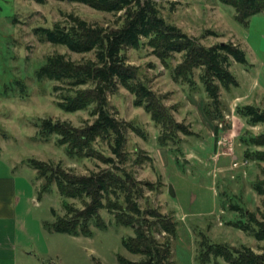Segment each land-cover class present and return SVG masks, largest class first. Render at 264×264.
Here are the masks:
<instances>
[{
  "label": "rangeland",
  "instance_id": "rangeland-1",
  "mask_svg": "<svg viewBox=\"0 0 264 264\" xmlns=\"http://www.w3.org/2000/svg\"><path fill=\"white\" fill-rule=\"evenodd\" d=\"M71 14L92 24L109 25L117 20L112 14L68 1L45 0L40 4L36 0H0V180L13 178L19 191H32L29 221L37 230L36 247L48 249V264H121L120 257L138 262L142 258L130 253L123 243L134 236V230L117 225L108 210L101 213L108 228L101 230L94 224L92 237L55 233L46 227L48 222H55L53 211L59 217L67 214L65 201L80 209L83 204L65 200L55 186L52 192L42 194L45 181L31 168L29 160L60 165L80 176L108 168L98 157L69 154L66 147L59 146L57 137L44 140L39 132L47 119L79 128L95 120L90 111L68 114L61 110L57 103L65 92H54L56 83L40 81L37 76L47 58L55 54L75 62L94 58L93 54L81 55L42 42L36 35L35 30L41 27L67 26ZM162 14L190 36L207 35L202 39L206 46L234 43L242 47L248 63L233 62L231 72L240 86L223 91L221 104L216 106L205 93L200 70L193 76L194 84L175 80L174 69L181 63V56L165 66L148 46L129 52V61L138 67L142 80L165 98L175 120L188 129L187 133L179 131L177 137L171 139L169 135L163 140L165 128L156 124L143 107L135 105L133 94L121 89L110 95L117 117L139 129L128 132L127 168L138 181L150 185L145 187L141 206L157 209L178 223L173 240L176 264H204L199 252L203 236L210 244L248 247L263 254L264 241L238 226L241 221L249 223V218H243V212L233 207L263 219L264 197L254 186L264 181V163L246 159L247 150H252L246 144L251 135L264 133V125H249L238 109L245 105L264 109V14L252 17L246 25L236 20L232 7L217 0H182L175 8L164 3ZM96 149L111 156L104 142L97 143ZM217 263L226 264L221 258L207 264Z\"/></svg>",
  "mask_w": 264,
  "mask_h": 264
},
{
  "label": "trees",
  "instance_id": "trees-1",
  "mask_svg": "<svg viewBox=\"0 0 264 264\" xmlns=\"http://www.w3.org/2000/svg\"><path fill=\"white\" fill-rule=\"evenodd\" d=\"M36 1L45 4V0ZM61 1L86 5L97 12L112 14L117 20L109 25L92 24L71 14L67 26L56 24L53 28L35 30L42 42L65 47L73 53L94 55V58L75 62L66 55L55 54L47 58L37 73L40 81L56 83L54 92H65L57 103L61 110L68 114L90 111L94 122L79 128L69 122L47 119L41 123L39 132L44 140L57 137L59 146L66 147L69 154L80 158L98 157L108 168L80 176L65 171L60 165L29 160L31 168L45 181L42 194L52 192L55 186L65 200H79L83 204L80 209L65 201L67 214L59 217L53 211L55 222H48L46 227L55 233L92 237L94 224L101 230L108 228L101 214L108 210L117 225L134 230V236L124 239V247L142 258L134 262L120 257L121 264H176L173 240L177 236L178 223L157 209H143L141 206L145 187L150 185L138 181L133 171L127 168L130 160L128 132H139V129L117 117L109 97L121 89L127 90L134 95L135 105L143 107L156 124L165 128L163 140L169 135L173 139L179 131L187 133L188 129L175 120L164 103L165 98L142 80L138 67L129 61V52L148 46L165 66L181 56V63L174 69L175 80L194 84L193 76L200 70L205 93L216 106L221 104L223 91L230 92L240 86L231 68L234 61L248 63L246 52L234 43L206 46L202 39L207 35L193 37L169 23L162 14L163 4H172L175 8L182 0ZM217 1L232 7L236 20L246 25L252 17L264 14V0ZM208 34L216 36L215 32ZM238 114L251 126L264 125V109L256 105H245L238 109ZM100 141L108 145L111 156L96 149ZM246 145L253 150H247L246 159L264 163V133L251 135ZM178 162L186 165V162ZM254 189L264 197V181L257 182ZM233 208L241 210L243 218H249V223L241 221L238 226L246 232H253L258 241H264V215L259 220L240 207ZM158 235L165 237L160 239ZM199 252L204 264L219 258L226 264H264V253L257 254L248 247L238 249L227 244H210L206 236H203Z\"/></svg>",
  "mask_w": 264,
  "mask_h": 264
},
{
  "label": "crops",
  "instance_id": "crops-1",
  "mask_svg": "<svg viewBox=\"0 0 264 264\" xmlns=\"http://www.w3.org/2000/svg\"><path fill=\"white\" fill-rule=\"evenodd\" d=\"M17 186L13 178L0 180V264H48V249L36 247L37 230L29 221L33 193Z\"/></svg>",
  "mask_w": 264,
  "mask_h": 264
},
{
  "label": "built area",
  "instance_id": "built-area-1",
  "mask_svg": "<svg viewBox=\"0 0 264 264\" xmlns=\"http://www.w3.org/2000/svg\"><path fill=\"white\" fill-rule=\"evenodd\" d=\"M236 164H238V163H236Z\"/></svg>",
  "mask_w": 264,
  "mask_h": 264
}]
</instances>
